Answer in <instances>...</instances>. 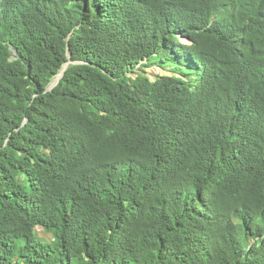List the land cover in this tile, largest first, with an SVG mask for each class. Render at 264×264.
I'll return each mask as SVG.
<instances>
[{"label": "trees", "instance_id": "trees-1", "mask_svg": "<svg viewBox=\"0 0 264 264\" xmlns=\"http://www.w3.org/2000/svg\"><path fill=\"white\" fill-rule=\"evenodd\" d=\"M0 264H264V0H0Z\"/></svg>", "mask_w": 264, "mask_h": 264}, {"label": "rangeland", "instance_id": "rangeland-1", "mask_svg": "<svg viewBox=\"0 0 264 264\" xmlns=\"http://www.w3.org/2000/svg\"><path fill=\"white\" fill-rule=\"evenodd\" d=\"M147 73L151 77H153V74H155V75H168L167 71H164V70L162 71V70L156 69V68L148 69ZM37 230H40V228H37Z\"/></svg>", "mask_w": 264, "mask_h": 264}, {"label": "water", "instance_id": "water-1", "mask_svg": "<svg viewBox=\"0 0 264 264\" xmlns=\"http://www.w3.org/2000/svg\"><path fill=\"white\" fill-rule=\"evenodd\" d=\"M67 65H65L63 70L56 76L55 80L50 84L49 88L47 89L48 91H51L53 89V87L57 85L59 80L62 78L63 73H64L65 69L67 68Z\"/></svg>", "mask_w": 264, "mask_h": 264}]
</instances>
